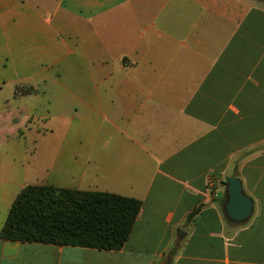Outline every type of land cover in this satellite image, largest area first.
<instances>
[{"label":"crops","instance_id":"1","mask_svg":"<svg viewBox=\"0 0 264 264\" xmlns=\"http://www.w3.org/2000/svg\"><path fill=\"white\" fill-rule=\"evenodd\" d=\"M26 185L140 208L119 250L0 238V264H264V0H0V227Z\"/></svg>","mask_w":264,"mask_h":264},{"label":"trees","instance_id":"2","mask_svg":"<svg viewBox=\"0 0 264 264\" xmlns=\"http://www.w3.org/2000/svg\"><path fill=\"white\" fill-rule=\"evenodd\" d=\"M139 208V200L112 193L26 185L7 211L0 238L119 250Z\"/></svg>","mask_w":264,"mask_h":264},{"label":"water","instance_id":"3","mask_svg":"<svg viewBox=\"0 0 264 264\" xmlns=\"http://www.w3.org/2000/svg\"><path fill=\"white\" fill-rule=\"evenodd\" d=\"M223 182L226 192L224 213L229 221L234 223L243 222L251 214V199L245 195L239 178L225 176Z\"/></svg>","mask_w":264,"mask_h":264}]
</instances>
